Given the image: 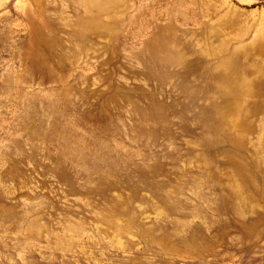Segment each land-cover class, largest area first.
<instances>
[{
    "label": "rangeland",
    "instance_id": "374dc122",
    "mask_svg": "<svg viewBox=\"0 0 264 264\" xmlns=\"http://www.w3.org/2000/svg\"><path fill=\"white\" fill-rule=\"evenodd\" d=\"M0 264H264V0H0Z\"/></svg>",
    "mask_w": 264,
    "mask_h": 264
},
{
    "label": "bare ground",
    "instance_id": "6f19581e",
    "mask_svg": "<svg viewBox=\"0 0 264 264\" xmlns=\"http://www.w3.org/2000/svg\"><path fill=\"white\" fill-rule=\"evenodd\" d=\"M167 62H169V61H167Z\"/></svg>",
    "mask_w": 264,
    "mask_h": 264
}]
</instances>
